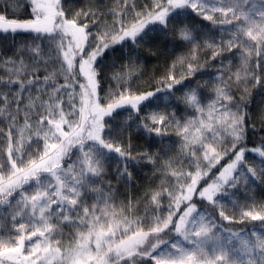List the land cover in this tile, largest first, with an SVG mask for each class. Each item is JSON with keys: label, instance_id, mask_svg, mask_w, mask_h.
Masks as SVG:
<instances>
[{"label": "snow or ice", "instance_id": "1", "mask_svg": "<svg viewBox=\"0 0 264 264\" xmlns=\"http://www.w3.org/2000/svg\"><path fill=\"white\" fill-rule=\"evenodd\" d=\"M14 6L0 12V33L27 36L15 59L0 57V264H264V202L229 199L241 182L264 181V137L247 146L243 100L264 87V0H115L106 12L28 0L26 19L6 15ZM172 36L171 64L140 90L143 49ZM201 49L220 65L210 81L198 79ZM225 52L238 54L235 71ZM129 121L159 148L140 156L161 169L143 214L112 185L132 179ZM173 126L177 155L161 165Z\"/></svg>", "mask_w": 264, "mask_h": 264}, {"label": "trees", "instance_id": "2", "mask_svg": "<svg viewBox=\"0 0 264 264\" xmlns=\"http://www.w3.org/2000/svg\"><path fill=\"white\" fill-rule=\"evenodd\" d=\"M76 4L79 6H87L89 3L99 6L103 11H107L109 5H113L115 0H75ZM148 0H135L137 6L146 4ZM5 3L14 4L13 8L7 9L6 15L14 17L17 19H26L30 18L31 10L27 6L28 0H0V12L5 10ZM198 19V18H197ZM188 23L191 25L193 20L189 19ZM209 22L204 21L203 24H208ZM197 28H200V23L196 24ZM204 31H207L205 28ZM213 33L220 35V32L216 28H212ZM171 35V34H170ZM27 34H2L0 33V57H11L15 59L16 46L23 44L25 42ZM176 43V37L172 36V42L168 41L161 37L159 45H148V47L143 49L144 55L141 57V62L139 65V74L140 78L136 81V84L140 87V90H154L156 82L161 78V76L167 70V65L171 64L172 59L174 58L172 53L173 45ZM167 45V48L164 46ZM182 51H187L184 49ZM179 54V53H177ZM200 55V64L204 68V75L198 77V79L203 81H210L215 78V74L220 65L216 61H211L207 59V55L204 49H201L199 52ZM225 56L231 59V65L228 64V61H224L226 68L231 67L235 71L238 66V54L233 56L231 53L225 52ZM25 60L28 59V56L24 57ZM120 62L118 61V64ZM211 65V66H209ZM179 69V66H177ZM0 75H3V68H0ZM151 81V83H149ZM106 86V85H105ZM205 99L210 96L211 90L209 87L205 86L204 89ZM177 96L180 93H176ZM237 99L240 98V92H236ZM243 100L248 104V139L247 146L253 147L256 144H259L261 137H264V125L261 124V114L264 113V87H249L248 95L244 96ZM160 104L161 110H163L164 102L157 101ZM151 109H145L144 111H150ZM171 111V109H169ZM127 113H121V116L118 118L119 123H123V117ZM180 115H186V113H180ZM135 113H133V117ZM131 127L125 132V137H131V144L133 147L132 156L135 157V161H130L128 164V169L132 174V179L130 181L123 180H112V185L116 190L117 201H132L133 204L137 205L138 214H143L146 205L143 203L145 194L149 191L157 188L161 180L157 179L161 175V169L156 167V164L152 161L146 159H140V156L145 152L157 153L159 151L158 147L149 148L148 139L145 135L138 133L137 125L129 121ZM168 139L164 140V143L167 145H172V148L168 150V156L161 159L159 164L163 165L167 162L169 158L175 157L178 151V144H173L179 138L175 135L174 126L168 129ZM248 156L249 163L254 161V158L251 154H246ZM258 162V158H256ZM178 167V166H177ZM115 169V164L108 169V174L112 175ZM235 192L234 197L229 199H234L238 202L239 206L245 204H251L255 202H264V181L255 180L249 182L245 185L243 182L240 183L238 190H231ZM139 202V203H138ZM228 212L233 211V204L228 203L226 205ZM237 218L239 217V211L235 212ZM133 216L129 214V219H132ZM3 227L5 229L10 228L11 225L7 220L3 221ZM226 227H231L233 230H239L245 225L232 224L228 225L227 222H224ZM248 228L253 226L259 227L258 222H251L246 225ZM67 232V229H65ZM70 238H65V245L67 246L68 240Z\"/></svg>", "mask_w": 264, "mask_h": 264}, {"label": "rangeland", "instance_id": "3", "mask_svg": "<svg viewBox=\"0 0 264 264\" xmlns=\"http://www.w3.org/2000/svg\"><path fill=\"white\" fill-rule=\"evenodd\" d=\"M150 91H152V90H150ZM253 180H250L249 182H252Z\"/></svg>", "mask_w": 264, "mask_h": 264}]
</instances>
